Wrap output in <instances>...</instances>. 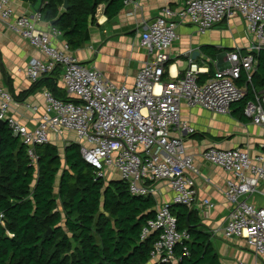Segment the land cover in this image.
I'll return each mask as SVG.
<instances>
[{
  "label": "built area",
  "instance_id": "1",
  "mask_svg": "<svg viewBox=\"0 0 264 264\" xmlns=\"http://www.w3.org/2000/svg\"><path fill=\"white\" fill-rule=\"evenodd\" d=\"M237 16L245 22L250 38L247 53L228 52L216 64L215 73L203 81L200 75L208 70L191 57L182 76L170 74L169 50L178 38L179 26L192 25L204 33ZM0 21L39 53L26 65V79L34 85L58 71L68 95V100H62L44 89V112L30 130L10 115L14 97L0 88V121L27 147L29 156L36 146L49 143L50 135L61 137L71 132L82 158L95 168L99 178L104 179L106 170L111 169L131 195L141 197H154L157 184L167 185L171 201L155 210L142 227L140 238L154 236L150 260L157 263L177 264L178 247L188 257L183 244L189 235L178 231L170 207L197 210L211 209L213 204L209 199H198L194 178L198 171L182 139L183 133L193 134L194 129L180 120L181 108L199 107L224 116L244 98L246 88L237 83L242 73L250 77L255 69L252 53L264 48V0H182L177 9L161 8L140 34L139 46L148 52L149 59L137 72L132 87L109 82L100 71L83 66L66 43L56 45L54 37L60 32L39 29L40 13L16 15L10 0H0ZM243 114L254 125L264 127V93H255ZM201 156L232 176L223 193L230 207L223 235L244 241L255 257L264 258V209L248 202L264 181V153L251 158L238 147L222 150L211 145Z\"/></svg>",
  "mask_w": 264,
  "mask_h": 264
},
{
  "label": "trees",
  "instance_id": "2",
  "mask_svg": "<svg viewBox=\"0 0 264 264\" xmlns=\"http://www.w3.org/2000/svg\"><path fill=\"white\" fill-rule=\"evenodd\" d=\"M67 1L70 8L62 12L64 0H44L40 13L44 21H54L53 28L73 52L88 41L98 7L106 5L111 19L124 0ZM252 55L254 71L249 78L242 73L237 83L246 88L245 96L233 105L241 120L254 94L264 93V48ZM208 56H215L214 49ZM58 77L54 73L42 79L24 95L44 85L56 98L68 100L57 86ZM155 206L153 197L131 195L123 181L105 183L82 158L77 143L66 145L62 157L50 143L36 146L29 156L7 124L0 126V264H149L154 236H140ZM170 210L178 231L189 235L183 244L189 256L178 247L177 264H220L197 210L180 205ZM48 228L52 234L41 243Z\"/></svg>",
  "mask_w": 264,
  "mask_h": 264
},
{
  "label": "crops",
  "instance_id": "3",
  "mask_svg": "<svg viewBox=\"0 0 264 264\" xmlns=\"http://www.w3.org/2000/svg\"><path fill=\"white\" fill-rule=\"evenodd\" d=\"M10 4L16 15L35 13L32 4L23 0H10ZM181 4L182 0H128L126 3L124 0L123 7L111 19L105 15L106 5H100L95 15L96 22L89 27L88 41L72 53L83 66L100 71L109 82L132 87L137 72L149 59L148 52L139 46L142 30L161 8L168 6L177 9ZM61 11L66 10L61 7ZM51 23L54 24V21L46 22L41 15L38 28L48 31L53 28ZM176 32L178 38L169 50L168 71L172 76H182L191 57L202 69L208 70V73L211 71L209 75L201 74V81L215 73L225 54L234 50L245 54L250 44L246 24L240 16L217 24L204 33H199L192 25H181ZM54 43L58 46L66 43L61 33L54 37ZM213 49L215 56H208ZM36 57H39L38 51L0 21V88L15 96L9 113L30 130L37 125L45 106L42 95L46 89L44 85L24 95L32 86L26 79L24 69ZM56 73L59 75L58 71ZM167 79L166 75L164 80ZM57 86L68 98L59 77ZM238 108L233 106L230 114L222 116L199 107L193 109L182 106L180 120L194 129L192 135L183 133L182 139L198 171L194 176L198 199H209L213 204V208L201 207L197 212L200 225L211 236L212 247L220 264H264V258L255 257L244 241L223 235L230 211L223 193L226 181L232 176L201 156L211 145L222 150L238 147L251 158L264 153V127L254 125L245 116L241 120L243 115ZM71 142L77 143L71 132H64L61 137L50 135L49 143L57 148L59 145L64 148ZM105 178H108V182L119 180L111 169L106 170ZM156 189L157 193L153 197L155 210L172 199V192L167 185L159 183ZM248 202L255 208L264 209V181L259 182L256 191L248 197ZM154 263L152 260L149 262Z\"/></svg>",
  "mask_w": 264,
  "mask_h": 264
},
{
  "label": "water",
  "instance_id": "4",
  "mask_svg": "<svg viewBox=\"0 0 264 264\" xmlns=\"http://www.w3.org/2000/svg\"><path fill=\"white\" fill-rule=\"evenodd\" d=\"M43 1L44 0H35L34 4L32 5V9L35 13H40L41 11V8H42V4H43ZM70 8V5L68 4V1L67 0H64V3L62 5V9L63 10H67ZM51 25H53V23H51ZM197 54V53H196ZM5 123L4 122H1L0 121V126L4 125ZM178 206V205H175V207ZM52 234V229L51 228H48V230L41 235V243L48 237H50ZM40 243V244H41ZM39 244V245H40Z\"/></svg>",
  "mask_w": 264,
  "mask_h": 264
},
{
  "label": "rangeland",
  "instance_id": "5",
  "mask_svg": "<svg viewBox=\"0 0 264 264\" xmlns=\"http://www.w3.org/2000/svg\"><path fill=\"white\" fill-rule=\"evenodd\" d=\"M194 109V108H193ZM58 150H59V153H60V155H61V157L63 156V150H64V148H63V146L62 145H59L58 146ZM108 175H110V174H108ZM108 175H107V177H108ZM104 181L107 183L108 182V178H105V176H104ZM56 184H58V181L56 182ZM56 187H57V185H56ZM57 192V191H56ZM58 209L60 210V207H58ZM63 222V221H62Z\"/></svg>",
  "mask_w": 264,
  "mask_h": 264
}]
</instances>
